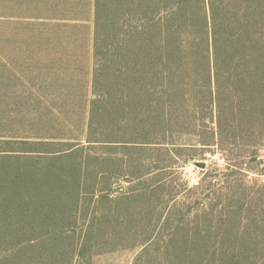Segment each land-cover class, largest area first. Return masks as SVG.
<instances>
[{
	"label": "trees",
	"instance_id": "obj_1",
	"mask_svg": "<svg viewBox=\"0 0 264 264\" xmlns=\"http://www.w3.org/2000/svg\"><path fill=\"white\" fill-rule=\"evenodd\" d=\"M90 21L84 81L75 49ZM9 27L25 48L15 61L0 48V87L21 100L0 113V264L125 248H140L132 264H264V246L250 256L258 245L235 239L232 206L190 208L189 225L166 215L154 236L172 196L149 178L175 168L178 136L218 148L229 177L236 144L264 141V0H0V46ZM115 175L134 186L141 234L110 205Z\"/></svg>",
	"mask_w": 264,
	"mask_h": 264
},
{
	"label": "rangeland",
	"instance_id": "obj_2",
	"mask_svg": "<svg viewBox=\"0 0 264 264\" xmlns=\"http://www.w3.org/2000/svg\"><path fill=\"white\" fill-rule=\"evenodd\" d=\"M92 1L79 0L82 4H88L90 11L92 10ZM89 20H91V16ZM84 27L85 36L81 37V42L76 47L75 52L80 57L82 56L80 58L83 64L81 79L83 78L84 81H87L89 80L88 71L91 67L92 22H87ZM3 28L5 29L2 25ZM2 29L1 32L3 31ZM23 38H19V33L9 27L1 39L0 48L2 49L3 57L10 61L21 60L23 53L17 47L20 44L22 46L21 51L24 50L25 47L21 44ZM47 48V51L43 52V59H46V62L51 57H49V51L53 49L51 42H49ZM18 95L15 87H10L8 90L0 87V113L8 112L12 116L18 114V106L21 105L19 104L21 100ZM176 140V151L175 155L173 154L176 159V162H174L176 163L175 168L169 169L166 173H154V175L151 174L149 176V178L154 180L156 189L159 186L157 182L159 180L164 181L165 190L163 193L169 192L172 196L171 203L161 202L167 208L155 230L153 226L156 223V214L154 215V222L150 224V231L153 232L154 230V236L168 234L169 230L164 227L165 224L163 222L166 215L169 218L171 217L172 223L181 222L189 225L195 218V214L193 215V212H189V209L199 208L200 204L203 203L224 209L232 206L231 208L237 211V223L234 220L236 229L238 224V235L235 239L242 237L245 242L256 243L258 245L257 248L251 249L245 254L260 257L263 254V252H260L261 248L264 246V141H259L256 145L249 141H241L236 144L233 151V159L229 162L230 164H235L236 172L232 177H229L226 171L228 160L222 156L218 148L201 150L199 149L200 147L195 146V140L190 139V137L178 136ZM255 149H258V158H253L252 156L253 152L256 151ZM159 159H163V156H159ZM200 181L201 186L196 189ZM108 185L110 188L109 198L111 201L114 200L110 205H113L115 210H124L126 213L124 216L126 219L125 230L128 229L135 234H141L143 232L141 228L136 230V226L139 223L137 214L140 213L141 207L137 206L138 201L134 200L133 197L126 196L130 193L131 188L134 187L133 184H128L124 176L115 175ZM228 187H231V190H227ZM122 198L127 200V204L117 201ZM173 200L174 202H172ZM180 234L185 235L188 233L187 230H183ZM215 235L217 237L215 233L211 234L210 237ZM219 235L221 237V234ZM139 251L140 248L106 251L90 257V264H132Z\"/></svg>",
	"mask_w": 264,
	"mask_h": 264
}]
</instances>
